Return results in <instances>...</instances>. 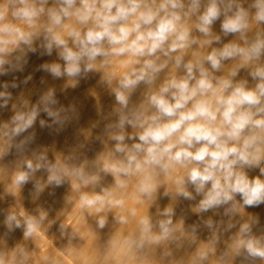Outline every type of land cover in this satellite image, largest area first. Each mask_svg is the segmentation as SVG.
Returning <instances> with one entry per match:
<instances>
[{
    "label": "clouds",
    "instance_id": "clouds-1",
    "mask_svg": "<svg viewBox=\"0 0 264 264\" xmlns=\"http://www.w3.org/2000/svg\"><path fill=\"white\" fill-rule=\"evenodd\" d=\"M259 25H264V0H0V75L7 74L5 65L22 70L27 54L37 52V41L41 55L55 50L63 62L41 65L54 78L75 84L102 72L98 83L114 97L103 117V133L115 143L100 170L111 174L120 189L135 177L137 192L148 200L163 177L171 181L165 196L188 201L199 197L196 213L213 211L228 218L226 223L201 220L212 233L211 241L197 250L192 264L207 260L224 232L232 233L230 244L217 264H230L234 258L264 264V230L254 232L259 218L245 211L264 204V28ZM229 36L234 38L227 40ZM17 51L12 64L10 57ZM242 70L246 77H240ZM0 87V109H5L12 99L7 89L18 84ZM57 103L49 90L37 105L26 100L13 105L10 120L0 124L5 141L0 156L11 147L18 153L27 149L35 133L19 142L17 138L34 126L41 112L62 128L66 118L60 115L64 109L55 110ZM39 124L52 127L42 119ZM34 156L35 163L25 159L15 173L17 188L44 170L47 185L59 187L69 177L79 181L73 188L80 193L81 209L101 213L106 207H123L112 189L80 191L82 185H98L99 175L67 161L52 163L44 154ZM253 169L259 175L250 177ZM159 215L164 219L155 222L142 216L140 236L129 243L142 248L174 240V208ZM118 220L127 222L124 216ZM40 221L25 217V238L38 232ZM5 223L10 229L22 226L15 214ZM106 224L107 218L99 216L97 227ZM15 255L16 264H26V252L20 249Z\"/></svg>",
    "mask_w": 264,
    "mask_h": 264
},
{
    "label": "rangeland",
    "instance_id": "rangeland-1",
    "mask_svg": "<svg viewBox=\"0 0 264 264\" xmlns=\"http://www.w3.org/2000/svg\"><path fill=\"white\" fill-rule=\"evenodd\" d=\"M258 27L264 28V25ZM219 30L218 21L214 25V31L219 32ZM233 38L229 36L226 39ZM39 44L40 41H37L35 54H27V62L22 64V70L5 65L7 74L0 75V85L5 83L11 85L13 82L18 84L16 88L7 89L12 99L8 102L7 108L0 109V124L10 120L14 114L13 105L19 106L25 100L30 105H37L40 97L49 90L54 92L58 101L54 106L55 110L64 109L60 115L62 119L66 118V122L60 128V125L53 124L46 113L41 112L34 126L16 141L19 142L24 136L34 132L33 142L23 153H18L15 147H11L8 154L3 157L2 172L7 177L4 178L2 172L0 173V193L9 189L8 193H4L15 195L16 200L18 197L19 200L15 204L14 212L5 206L0 208V264H16L19 257L15 253L20 249L28 254L29 260V254L43 239L48 242L49 250L46 249L41 254L42 257H37L36 264H192L197 250L211 241L212 233L203 226L201 220L212 218L218 222L223 219L226 223L228 218L216 215L213 211L196 213L193 209L199 197L195 201H188L182 197L165 196V191L171 187V181L163 177L161 186L151 200L139 195L135 177L127 181L125 188H117L112 175L104 174L100 170V166L106 162L115 143L103 133L107 123L103 117L111 111L114 97L109 94L106 87L98 83L102 72L91 73L88 79H81L75 84L66 77L54 78L48 72L43 71L41 65L63 62L58 60L55 50L51 56L41 55ZM16 55H19V51L10 57L12 64L15 63ZM246 76L247 72L242 70L240 77ZM28 77L31 79L26 84L23 83ZM3 90L0 87V91ZM138 97L139 92L134 95L133 100ZM73 108L75 113L72 112ZM41 119L46 122V125L52 124V127H41L39 124ZM57 129L60 130L57 131ZM0 143V148H3L5 141L1 139ZM34 153L46 155L52 163L57 160L67 161L70 165L82 168L89 175H99L101 179L98 185H82L80 191L98 193L101 188L112 189L115 193L114 198L124 201L123 207H106L101 213H96L94 209H81L79 206L80 193L73 188V185L79 181L75 177H69L59 187L47 185L48 173L44 170L36 172L30 182L19 187V192H17V187L13 183L15 173L23 168L25 159H32L34 163L36 162ZM72 157L75 159H71ZM249 175L250 177L259 175V169L249 170ZM36 185H41L42 190L37 191ZM12 189H16L13 191L14 194H12ZM170 206L175 211L172 217L177 229L174 240L160 244L149 243L142 248L129 243L140 236L138 221L142 216L148 215L154 222L164 219L159 213ZM133 210H136L135 213L138 212L135 214L137 216L132 215ZM245 211L248 215L259 218V225L254 228V232L260 234L264 230V204L247 208ZM220 212L222 213L223 209ZM18 213L22 214H19L21 218L17 216ZM9 214H15L21 221L20 228H15L13 225L10 229L7 226L5 220ZM24 216L35 218L38 221L41 216L44 217L39 223L38 232L29 238L24 237L22 222L25 219ZM99 216L107 218V224L103 229L97 227ZM120 216H124L127 222L120 223L118 220ZM246 218L247 215L243 217V219ZM236 219L239 220L241 217L238 216ZM196 225H199L198 230L193 232L191 229ZM45 227L46 230L48 229L47 232ZM235 231L236 229L232 230L233 233ZM43 233L46 235L42 236ZM231 234L224 232L219 235L215 250L209 253L208 259L202 264H217L219 256L230 244ZM97 253L99 255H96ZM26 262L29 263V261ZM230 264H246V262L241 258H234ZM256 264H261V262L257 261Z\"/></svg>",
    "mask_w": 264,
    "mask_h": 264
},
{
    "label": "bare ground",
    "instance_id": "bare-ground-1",
    "mask_svg": "<svg viewBox=\"0 0 264 264\" xmlns=\"http://www.w3.org/2000/svg\"><path fill=\"white\" fill-rule=\"evenodd\" d=\"M0 141H1V139H0ZM4 141V140H3ZM1 144V143H0ZM4 146V145H3ZM1 147V146H0ZM5 155H2V156H0V173L2 172V167H3V163H4V157ZM13 166V165H12ZM15 166V165H14ZM11 169V168H10ZM9 169V170H10ZM7 170H8V168H7ZM12 172V171H11ZM4 172H2V175L4 176V178L5 177H7V176H5L6 174H3ZM39 177V176H38ZM14 180V179H13ZM4 180H2V182H3ZM10 183V182H9ZM11 184V183H10ZM1 186V185H0ZM1 189H2V187H1ZM19 189L20 188H17V192H19ZM8 191H9V189H7ZM16 189H12V194H14V192L13 191H15ZM8 191H6V190H4V192H7L8 193ZM0 193V208L1 207H8L10 210H12L13 212H14V208H15V204H16V202L19 200V197H18V200H16L17 199V197H15V195H10V194H7V193ZM17 194V193H16ZM17 196H19V195H17ZM17 208V207H16ZM2 209V208H1ZM0 209V210H1ZM21 208H19V210H20ZM11 211V212H12ZM22 211V210H21ZM3 212H4V210H3ZM2 212V213H3ZM9 212V211H8ZM16 212V211H15ZM135 212H136V210H135ZM1 213V212H0ZM7 213V212H6ZM22 213H23V215H24V212L22 211ZM138 213V212H137ZM136 213V214H137ZM19 214L20 213H18L17 214V216L18 217H20L21 218V216H19ZM27 214V213H26ZM20 215H22V214H20ZM25 216H27V215H25ZM24 216V217H25ZM135 216H137V215H135ZM134 216V217H135ZM23 222V221H22ZM39 230V229H38ZM42 230H44V228L42 229ZM45 230H46V227H45ZM48 230V229H47ZM47 230H46V232H47ZM51 230H49V232H50ZM43 232H45V231H43ZM44 234L46 235V233H43V235L42 236H44ZM44 238V237H43ZM41 242V243H40ZM40 242H38V243H40V244H38V245H33V246H35L34 248H33V250L31 251V253L29 254V260L27 259V261H29V263H27V264H30V262H31V264L33 263L32 261H34V263L36 264L37 262L36 261H38V259H37V257L38 256H41L42 257V255L41 254H43V252L46 250V249H48L47 247H48V242L46 241V240H44L43 239V241H40ZM102 244V243H101ZM30 249V248H29ZM49 250V249H48ZM54 250V249H53ZM97 251V250H96ZM99 251H101V250H99ZM96 255H99L98 253L96 254ZM40 257V258H41ZM94 257H98V256H95L94 255ZM33 263V264H34ZM93 263V262H92ZM74 264V263H73Z\"/></svg>",
    "mask_w": 264,
    "mask_h": 264
}]
</instances>
